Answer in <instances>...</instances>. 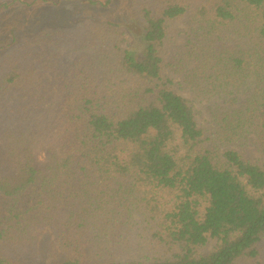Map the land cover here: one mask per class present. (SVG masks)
<instances>
[{
    "label": "trees",
    "instance_id": "1",
    "mask_svg": "<svg viewBox=\"0 0 264 264\" xmlns=\"http://www.w3.org/2000/svg\"><path fill=\"white\" fill-rule=\"evenodd\" d=\"M50 4L0 0V264L38 228L50 264H264V0H126L140 53L111 19L31 24Z\"/></svg>",
    "mask_w": 264,
    "mask_h": 264
},
{
    "label": "rangeland",
    "instance_id": "2",
    "mask_svg": "<svg viewBox=\"0 0 264 264\" xmlns=\"http://www.w3.org/2000/svg\"><path fill=\"white\" fill-rule=\"evenodd\" d=\"M58 2V5L53 7L51 4L31 7V24L41 22V26H80L88 23L90 20L97 21L98 19L112 20L115 23L122 25L131 36L129 37V45L137 53L143 50L142 30L134 15L127 8L126 0H113L112 7H105L106 0H50V2ZM93 2V3H91ZM8 24H18L19 28L24 25L22 21H26V16L10 11L4 15ZM110 20V21H111ZM20 22V23H19ZM173 30L176 32L174 38V46H180L184 42V37L191 28L190 19L185 17L181 21L173 23ZM53 89L57 85L51 76L48 77ZM184 98H190L186 93H180ZM196 118L199 125H204L207 122L206 114L200 105H196ZM2 144L0 143V148ZM250 158H257L258 154L255 151L246 153ZM2 196L0 195V205ZM31 236L34 238L33 245L25 250L27 260L30 264H50L52 257L60 259L63 254L53 244V233L48 228L35 229ZM212 245H209L210 249ZM28 263V264H29Z\"/></svg>",
    "mask_w": 264,
    "mask_h": 264
}]
</instances>
